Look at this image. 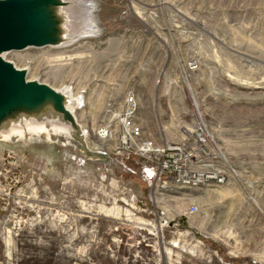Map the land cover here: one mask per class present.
<instances>
[{"label":"rangeland","instance_id":"obj_1","mask_svg":"<svg viewBox=\"0 0 264 264\" xmlns=\"http://www.w3.org/2000/svg\"><path fill=\"white\" fill-rule=\"evenodd\" d=\"M74 13L77 30L88 22L71 45L5 58L76 94L87 130L116 80L113 61L125 51L143 65L153 58L154 72L167 69V84L176 81L169 95L194 91L237 174L195 193L194 215L164 216L142 158L105 150L88 158L56 121L24 123L49 129L33 134L15 125L0 134V264H264V0H79ZM137 80L147 133L174 137L168 125L156 132L158 116L170 113L163 92L152 77ZM180 102L173 109L184 115L189 100Z\"/></svg>","mask_w":264,"mask_h":264},{"label":"built area","instance_id":"obj_2","mask_svg":"<svg viewBox=\"0 0 264 264\" xmlns=\"http://www.w3.org/2000/svg\"><path fill=\"white\" fill-rule=\"evenodd\" d=\"M124 55L121 63H112L117 69V76H114L116 80L106 92L103 113L94 127V136H104L105 142L94 150L142 158L147 163L143 169V177L149 185V196L154 206L164 216L170 212L174 217L181 214L190 217L199 207V200L195 196L197 191L221 186L237 174L231 155L217 140L218 137L206 117L199 116V112H202L201 105L190 87L183 86L169 95L170 85L176 84V81L167 84V69L154 72L157 66L152 62L153 58L147 65H143L138 63L134 53L125 51ZM196 66L194 65L195 68ZM140 76L152 77L151 84L153 87L157 84L155 90L158 91L159 88V92H163L160 98L164 100L167 113L170 112L163 119L158 116L156 132L168 125L170 131L174 132V137H152L147 133L141 120L139 91L135 87L140 83L137 80ZM119 90L118 102L112 95ZM185 93L186 96H183ZM182 99L189 100V110L184 115L173 109L178 108L174 105ZM154 103L155 106L158 104L156 100ZM179 104L183 107L184 103ZM87 131L89 133L86 132V138L89 139L93 134L90 130ZM185 200L189 206L182 212L179 205ZM164 218L158 219V228L161 230L167 225ZM153 233L149 234L156 235Z\"/></svg>","mask_w":264,"mask_h":264},{"label":"water","instance_id":"obj_3","mask_svg":"<svg viewBox=\"0 0 264 264\" xmlns=\"http://www.w3.org/2000/svg\"><path fill=\"white\" fill-rule=\"evenodd\" d=\"M79 0H0V134L18 124L59 122L88 158L106 157L87 145L73 108L81 99L69 88H55L28 77V68L5 58L27 48L64 47L78 40L83 31L75 27L74 7ZM26 125H23V128Z\"/></svg>","mask_w":264,"mask_h":264},{"label":"bare ground","instance_id":"obj_4","mask_svg":"<svg viewBox=\"0 0 264 264\" xmlns=\"http://www.w3.org/2000/svg\"><path fill=\"white\" fill-rule=\"evenodd\" d=\"M88 17V16H87ZM86 17V23L88 22V18ZM86 23H83V26H81V28H82V31H85V29H86ZM69 45H71V44H69ZM69 45H66V46H64V47H67V46H69ZM198 63V62H197ZM190 65V64H189ZM193 65V64H192ZM196 65V64H195ZM183 69V68H182ZM190 69H193V67H190ZM184 70V69H183ZM183 72V71H182ZM183 76V75H182ZM185 76V75H184ZM186 83V82H185ZM72 94V98H74V99H78V100H80L77 96H76V94H74V93H71ZM113 97V99H115L116 101H118L117 99H118V97H114V96H112ZM119 102V101H118ZM78 108V107H77ZM76 109V108H75ZM73 111H74V114L76 115V112H75V110H74V108H73ZM77 116V115H76ZM77 119H78V117H77ZM81 124V123H80ZM81 126H82V124H81ZM34 127V128H33ZM95 127V126H94ZM82 128H83V126H82ZM39 129H44V130H49V129H45V127H41L40 126V128H39V126H38V128L37 127H35V126H28V127H24V131L25 132H30V133H34V131H37V130H39ZM83 130L85 131V132H88L89 133V131H87V129H85V128H83ZM91 131V134H93V135H91V137L89 138V139H93L94 140V142H96V143H98V145L101 147V146H103V144H104V142H105V139L103 138L104 136H102V135H100L99 137H96V136H94V128L93 129H91L90 130ZM86 135H87V133H86ZM93 136V137H92ZM86 141H87V145L90 147V148H92L91 147V145L89 144V142H88V138H86ZM94 142H92V143H94ZM93 149V148H92ZM146 151H148L147 150V148H146ZM218 187H220V186H218ZM218 187H212V188H203L204 190H213L214 188H218ZM203 189H201V190H203ZM201 190H199V191H201ZM199 191H197V192H199ZM199 200V199H198ZM188 203V201H184V202H182V203H180V205H179V207H180V211H185L187 208L185 207V208H183V206L184 205H186ZM178 210V211H179ZM169 215H173V214H171L170 212L168 213ZM174 216V215H173Z\"/></svg>","mask_w":264,"mask_h":264}]
</instances>
